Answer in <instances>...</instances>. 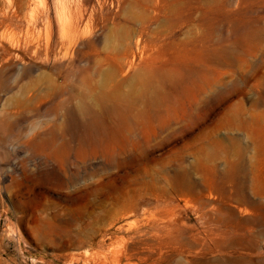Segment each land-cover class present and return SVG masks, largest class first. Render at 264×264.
Here are the masks:
<instances>
[{
  "label": "rangeland",
  "instance_id": "1",
  "mask_svg": "<svg viewBox=\"0 0 264 264\" xmlns=\"http://www.w3.org/2000/svg\"><path fill=\"white\" fill-rule=\"evenodd\" d=\"M57 94L0 131V264H82L158 221L144 264H264V0H0V114Z\"/></svg>",
  "mask_w": 264,
  "mask_h": 264
},
{
  "label": "bare ground",
  "instance_id": "2",
  "mask_svg": "<svg viewBox=\"0 0 264 264\" xmlns=\"http://www.w3.org/2000/svg\"><path fill=\"white\" fill-rule=\"evenodd\" d=\"M71 12V11H70ZM69 17V16H68ZM10 21L12 22L13 20L10 19ZM30 25V24H29ZM80 21L79 19H71L69 21V28L71 30V40L72 39H76L77 35H78V32H79V29H80ZM49 42H48V46H49ZM34 54H37V50L34 52ZM25 71V75L28 76L30 74V70L29 69H26L24 70ZM4 87V85L2 86ZM45 95H49V94H45ZM44 95V96H45ZM47 96H45L46 98ZM44 98V97H43ZM43 98L40 99L41 102H45L46 100L43 101ZM50 98V97H49ZM50 100V99H49ZM34 101V99H33ZM36 101V100H35ZM20 104H21V101H19ZM37 102V101H36ZM29 103H32L30 102V100L28 101H25L23 102V106L24 105H29ZM34 103V102H33ZM56 103V108L53 109V108H46L45 110L41 111V108L37 105L33 106V104H31V106H26L25 110L20 114V116L18 118H12V117H9L8 116H5L3 113V115L0 116V131H2L3 134L5 133H14L16 132L19 136H22V135H25L26 132L28 131H25L27 128L28 130L30 131L29 133L26 134V136L30 137L31 133L34 134L33 132V129L40 126L41 125V122L36 119L37 115H42V114H45L47 115L48 113H52L53 110H54V115L59 116V110H61L63 107H64V100L62 98V94H57V101L55 102ZM19 104V103H18ZM35 104V103H34ZM55 107V106H54ZM36 111V112H35ZM1 112V111H0ZM16 112V109L14 111V113ZM13 113V114H14ZM7 114V113H6ZM12 115V114H11ZM3 116V117H2ZM16 116V115H15ZM40 118V117H39ZM44 123V121H43ZM49 123H51V121H49ZM27 124V125H26ZM45 124V123H44ZM48 124V123H46ZM61 129V126L59 125L58 123V120H55V126H53V129L51 131H49V133L47 132H40V133H36L35 134V137L39 140V143H38V146L42 147L41 149L43 150L44 152V146H45V143L47 140H49V138L53 137V130H56L59 131ZM48 130V129H46ZM25 132V133H24ZM7 133V134H8ZM16 133L14 135H16ZM34 136V135H33ZM23 137V136H22ZM27 139V138H26ZM23 140V139H22ZM29 141V140H28ZM34 144V143H33ZM33 147V146H32ZM31 148V147H30ZM34 148V147H33ZM39 148V147H38ZM92 152V151H91ZM45 153V152H44ZM47 153V152H46ZM153 191V190H152ZM149 192L151 196H153L154 201V205H153V208L159 210L162 205L165 203L163 200H162V195H158L154 192ZM144 193V192H143ZM149 195V194H148ZM149 195V196H150ZM139 196V195H138ZM147 195L146 194H143L141 197L142 201L144 204L146 205H150L153 204L152 202H150L149 200L145 199ZM150 198V197H149ZM140 199V198H139ZM138 199V200H139ZM139 204H135L134 203H131L129 204L128 208L126 209L125 213L124 214H130V215H138L139 214ZM144 206V205H143ZM202 217L207 220L209 219V211L214 213V211L216 210L215 206H213L212 204H206V205H202ZM152 208V207H151ZM143 211L145 210V207L142 208ZM154 209V210H155ZM163 210V207L162 209ZM142 212V211H141ZM145 212V211H144ZM161 213V212H160ZM153 214V213H152ZM160 215V214H159ZM149 216V215H148ZM157 216V215H156ZM146 218V217H145ZM154 218V217H152ZM157 217L154 218V220H156ZM142 220V219H141ZM141 220H138V221H141ZM144 220V219H143ZM146 220V219H145ZM148 221V220H147ZM208 221V220H207ZM140 223V222H139ZM143 223V222H142ZM141 223V224H142ZM155 223V222H154ZM144 224V223H143ZM142 224V225H143ZM146 224V223H145ZM134 225H137L136 223ZM130 226H131V223H130ZM147 226V225H146ZM131 227H128V231L129 232H132ZM137 229H135V231L132 232V234L127 237H123L122 238V242L117 246V244L115 246H108L106 250L107 252H104V253H99V252H90V251H85L84 252H81L79 254H77L74 258H73V262H81L82 264H144L143 262H147L148 260V257H151V255L149 254V252L146 250V246L149 247V245H147V241H149L150 239L153 240L155 242L156 239H161V236L164 238L168 235L169 233V227L166 225V224H159V221H158V225L153 228L155 229V231H148L144 228V226H136ZM135 227V228H136ZM151 227V226H150ZM120 229H123V226L121 227H118ZM117 228V229H118ZM134 228V227H133ZM211 228V227H209ZM208 230V229H207ZM206 230V231H207ZM167 231V232H166ZM165 232V235L163 234ZM209 234L212 236L214 235L216 232L209 230L208 231ZM206 232V233H208ZM208 234V235H209ZM109 238H113L114 235L113 233H110L108 235ZM153 237H155L156 239H153ZM163 239V238H162ZM158 241V240H157ZM126 242H130L131 244H129L130 246H127L126 245ZM162 242V241H161ZM103 243H105V239L103 240ZM115 243V242H114ZM143 243V245H142ZM141 246H144L143 250L139 251V252H135V249L139 248L140 245ZM84 245V244H82ZM151 248V247H149ZM149 250V249H148ZM153 251V250H152ZM154 252V251H153ZM154 255V254H153ZM138 257L141 261V263H137V262H134L133 259ZM138 259V260H139ZM136 260V259H135ZM149 261V260H148Z\"/></svg>",
  "mask_w": 264,
  "mask_h": 264
},
{
  "label": "built area",
  "instance_id": "3",
  "mask_svg": "<svg viewBox=\"0 0 264 264\" xmlns=\"http://www.w3.org/2000/svg\"><path fill=\"white\" fill-rule=\"evenodd\" d=\"M3 221H4V216L2 213H0V230L2 228Z\"/></svg>",
  "mask_w": 264,
  "mask_h": 264
}]
</instances>
